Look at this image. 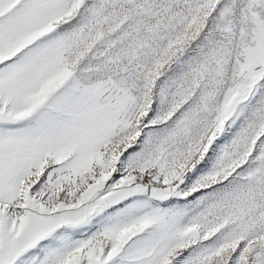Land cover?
I'll list each match as a JSON object with an SVG mask.
<instances>
[{
    "label": "snow or ice",
    "instance_id": "6c2138e0",
    "mask_svg": "<svg viewBox=\"0 0 264 264\" xmlns=\"http://www.w3.org/2000/svg\"><path fill=\"white\" fill-rule=\"evenodd\" d=\"M0 264H264V0H0Z\"/></svg>",
    "mask_w": 264,
    "mask_h": 264
}]
</instances>
